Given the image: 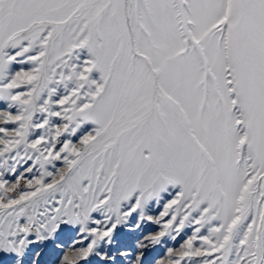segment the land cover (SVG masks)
Listing matches in <instances>:
<instances>
[{"label":"snow or ice","instance_id":"snow-or-ice-1","mask_svg":"<svg viewBox=\"0 0 264 264\" xmlns=\"http://www.w3.org/2000/svg\"><path fill=\"white\" fill-rule=\"evenodd\" d=\"M0 264H264V0H0Z\"/></svg>","mask_w":264,"mask_h":264}]
</instances>
